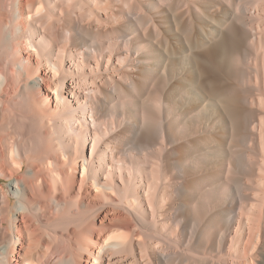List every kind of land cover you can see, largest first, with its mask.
<instances>
[{"label": "bare ground", "instance_id": "obj_1", "mask_svg": "<svg viewBox=\"0 0 264 264\" xmlns=\"http://www.w3.org/2000/svg\"><path fill=\"white\" fill-rule=\"evenodd\" d=\"M0 264H264V0H0Z\"/></svg>", "mask_w": 264, "mask_h": 264}]
</instances>
